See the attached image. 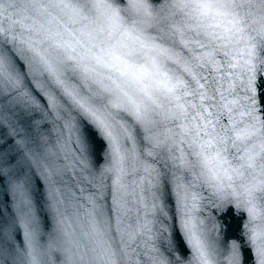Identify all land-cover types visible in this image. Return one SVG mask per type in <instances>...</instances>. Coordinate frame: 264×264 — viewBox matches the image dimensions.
<instances>
[{"label":"clouds","instance_id":"9594fccd","mask_svg":"<svg viewBox=\"0 0 264 264\" xmlns=\"http://www.w3.org/2000/svg\"><path fill=\"white\" fill-rule=\"evenodd\" d=\"M258 77L264 0H0V264H264Z\"/></svg>","mask_w":264,"mask_h":264},{"label":"water","instance_id":"95a60500","mask_svg":"<svg viewBox=\"0 0 264 264\" xmlns=\"http://www.w3.org/2000/svg\"><path fill=\"white\" fill-rule=\"evenodd\" d=\"M252 91L256 100L257 106L264 104V77H258L253 81Z\"/></svg>","mask_w":264,"mask_h":264},{"label":"snow or ice","instance_id":"6c2138e0","mask_svg":"<svg viewBox=\"0 0 264 264\" xmlns=\"http://www.w3.org/2000/svg\"><path fill=\"white\" fill-rule=\"evenodd\" d=\"M37 55H39V53H37ZM42 67L45 70L50 72V67L48 66L46 61L43 62ZM5 71H6L7 75L9 76V78H11L14 74L18 75V73L15 70V67L13 65H11L10 62L8 64V67L5 69ZM57 83L59 84L60 82L57 81ZM13 188H14V190L18 191L21 196H23L25 194V188H24L23 183H20L19 185H13Z\"/></svg>","mask_w":264,"mask_h":264}]
</instances>
